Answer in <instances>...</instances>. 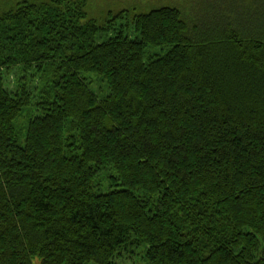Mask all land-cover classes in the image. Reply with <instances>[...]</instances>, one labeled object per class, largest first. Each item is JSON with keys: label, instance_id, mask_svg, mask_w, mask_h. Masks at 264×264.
I'll use <instances>...</instances> for the list:
<instances>
[{"label": "trees", "instance_id": "1", "mask_svg": "<svg viewBox=\"0 0 264 264\" xmlns=\"http://www.w3.org/2000/svg\"><path fill=\"white\" fill-rule=\"evenodd\" d=\"M172 2H0V264H264V0Z\"/></svg>", "mask_w": 264, "mask_h": 264}, {"label": "rangeland", "instance_id": "2", "mask_svg": "<svg viewBox=\"0 0 264 264\" xmlns=\"http://www.w3.org/2000/svg\"><path fill=\"white\" fill-rule=\"evenodd\" d=\"M4 1L6 0H0L1 3ZM11 1H18V0H11ZM163 1L165 0H91L90 7L92 8L93 6L92 9H99L101 11L106 9L107 12L110 11V12L117 13L120 10H130L132 8H136V5H141L143 7H146L148 4H150L156 7L158 5H162ZM172 1H175V0H167V2H170L171 4L177 2V1L172 2ZM236 2L238 4L240 0H236ZM262 6H263V3H262ZM252 8H254L253 5H252ZM87 79H88V82L91 83V87L93 90H98L103 87V85L96 78L87 77ZM18 81H19L18 75H16L14 72L10 77H8L5 80V85L10 91H14L17 88ZM35 87H36V83H33L30 86L32 90H34ZM30 116H31L30 112H26L24 116L20 118L18 122V129L20 132L24 130L23 125L27 122ZM139 253L140 251H137L136 255L131 259L125 256L123 258V261L120 264H145L141 260V255Z\"/></svg>", "mask_w": 264, "mask_h": 264}]
</instances>
